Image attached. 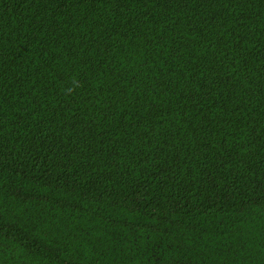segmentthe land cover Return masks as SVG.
<instances>
[{
	"label": "trees",
	"instance_id": "1",
	"mask_svg": "<svg viewBox=\"0 0 264 264\" xmlns=\"http://www.w3.org/2000/svg\"><path fill=\"white\" fill-rule=\"evenodd\" d=\"M0 264H264V0H0Z\"/></svg>",
	"mask_w": 264,
	"mask_h": 264
}]
</instances>
